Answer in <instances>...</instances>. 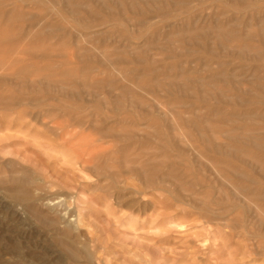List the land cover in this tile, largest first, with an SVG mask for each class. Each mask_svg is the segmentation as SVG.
I'll use <instances>...</instances> for the list:
<instances>
[{
	"label": "rangeland",
	"instance_id": "1",
	"mask_svg": "<svg viewBox=\"0 0 264 264\" xmlns=\"http://www.w3.org/2000/svg\"><path fill=\"white\" fill-rule=\"evenodd\" d=\"M34 1L0 0V264H88L70 257L76 250L89 251L90 264H264V212L259 219L257 204L209 161L248 171L264 190L255 161L264 150L251 138L264 143V0H170L168 9L140 0L137 14L130 1L73 0L81 18L68 0ZM211 74L226 78L204 101L197 81ZM159 80L180 88L143 86ZM207 117L205 140L249 158L200 156L201 131L186 122ZM31 195L42 200L32 204Z\"/></svg>",
	"mask_w": 264,
	"mask_h": 264
},
{
	"label": "bare ground",
	"instance_id": "2",
	"mask_svg": "<svg viewBox=\"0 0 264 264\" xmlns=\"http://www.w3.org/2000/svg\"><path fill=\"white\" fill-rule=\"evenodd\" d=\"M19 1V0H18ZM22 1V0H21ZM35 1H37V0H35ZM34 1V2H35ZM106 1V0H105ZM112 1V0H111ZM127 1H130L131 3H130V11H134L136 14L138 13V11H139V9L140 10H142L141 8H142V5H141V1L140 0H118V3L120 4V5H125V3L127 2ZM148 1V0H147ZM195 1H197V0H195ZM221 1V0H220ZM224 1V0H223ZM225 1H227V0H225ZM229 2H233V4H238L239 2H238V0H228ZM240 1V0H239ZM14 2V1H13ZM32 1H29V3L28 4H30ZM49 3H52V0H49L48 1ZM66 2V1H65ZM68 3H69V5L72 7V9L74 10L73 11V14H75L78 18H81L82 17V15H81V13L77 10L80 6L79 5H77V4H75L74 2H73V0H68L67 1ZM169 2H170V0H150V2H148V4H152V3H158V4H160V3H162L163 5L164 4H166L165 5V7L168 9V8H170V5H169ZM241 2V4H243V2L242 1H240ZM245 2V1H244ZM249 2V1H248ZM1 3H3V2H1ZM12 3V2H11ZM21 3V2H20ZM19 3V4H20ZM23 4H24V2H22ZM21 3V4H22ZM41 4H43V3H41ZM155 4V5H156ZM26 5V4H25ZM44 5V4H43ZM46 5V4H45ZM48 5V4H47ZM47 5L45 6V8H47ZM176 5H178V6H180V7H186L188 4H187V2H181V1H179V2H177V4ZM244 5V4H243ZM246 5V4H245ZM248 5H249V3H248ZM191 6V5H190ZM189 6V7H190ZM21 7V6H20ZM105 7V6H104ZM116 7V6H115ZM192 7V6H191ZM249 7V6H248ZM248 7H246V8H248ZM106 8V7H105ZM107 9V8H106ZM151 9V8H150ZM245 9V8H244ZM50 10V9H49ZM89 11H90V9H88ZM236 10V9H235ZM46 11V10H45ZM44 11V12H45ZM48 11V10H47ZM55 11V10H54ZM53 11V12H54ZM152 11V10H151ZM40 12V11H39ZM114 12V11H113ZM46 13V12H45ZM56 13V12H55ZM71 13V12H70ZM180 13V12H179ZM39 14V13H38ZM175 14V13H174ZM43 15V14H42ZM97 14H95V16H96ZM117 15V14H116ZM167 15V14H166ZM180 15V14H179ZM183 15V14H182ZM184 15H186V14H184ZM39 16V15H38ZM38 16L36 15V18H38ZM74 16V15H73ZM90 16H92V15H90ZM165 16V15H164ZM163 16V17H164ZM168 16V15H167ZM10 18L12 17V16H9ZM30 17V16H29ZM100 17V16H99ZM166 17V16H165ZM164 17V18H165ZM31 18H32V16H31ZM162 18V17H161ZM178 18V17H177ZM220 18V17H219ZM24 19V18H23ZM103 19H104V17H103ZM158 19V18H157ZM175 19V18H174ZM259 19V18H258ZM79 20V19H78ZM114 20V19H113ZM218 20V19H217ZM217 20H216V22H217ZM164 22V21H163ZM167 22V21H166ZM105 22H103V24H104ZM133 23V22H132ZM148 23V22H147ZM230 23V22H229ZM118 24V23H117ZM120 24V23H119ZM131 24V23H130ZM136 24L137 25H139L140 26V28L141 29H143V27H145L146 25V21L145 20H137L136 21ZM261 24H262V21H261ZM260 24V25H261ZM107 25H109V24H107ZM111 25V24H110ZM123 25V24H122ZM121 26V25H120ZM154 26V25H153ZM29 27V26H28ZM133 27V26H132ZM88 28V27H87ZM103 28V27H102ZM104 28H105V26H104ZM127 29V28H126ZM140 29V30H141ZM150 29V28H149ZM225 29V28H224ZM56 30V29H55ZM83 30V29H82ZM261 30V29H260ZM262 30H264V29H262ZM195 31V30H194ZM193 31V32H194ZM210 31V30H209ZM213 31V30H212ZM225 31V30H224ZM224 31L222 30V29H218L217 30V33H219L217 36L218 37H222V34H224ZM131 32V31H130ZM188 32V31H187ZM201 32V31H200ZM207 32V31H206ZM251 32V31H250ZM149 33V32H148ZM182 33V32H181ZM189 33V32H188ZM205 33V32H204ZM254 33V32H253ZM128 34H130V33H128ZM248 34V33H247ZM262 34H263V32H262ZM146 35H148V34H146ZM187 35H189V34H187ZM193 35V34H192ZM204 35V34H203ZM225 35V34H224ZM178 36V35H177ZM206 36V35H205ZM230 36V35H229ZM240 36V35H239ZM38 37V36H37ZM173 37V36H172ZM188 37H191V35H189ZM223 37H226V36H223ZM231 37H232V34H231ZM251 37V36H250ZM140 38V37H139ZM192 38V37H191ZM234 38V37H233ZM245 38V37H244ZM247 38V37H246ZM138 39V38H137ZM142 39V38H141ZM226 39V38H225ZM241 39V38H240ZM188 40H189V38H188ZM235 40L237 41V39H236V37H235ZM252 40V39H251ZM254 40V39H253ZM91 41V40H90ZM182 41V40H181ZM186 41V40H185ZM192 42V41H191ZM196 42V41H195ZM227 42H228V40H227ZM243 46V45H242ZM246 46V45H245ZM237 47V46H236ZM235 47V48H236ZM247 47V46H246ZM245 47V48H246ZM128 49H130V48H128ZM232 49V48H231ZM236 49H238V48H236ZM119 50V49H118ZM131 50V49H130ZM165 50V49H164ZM233 50V49H232ZM244 50H247V48L246 49H244ZM239 51V50H238ZM102 52V51H101ZM239 52H241V51H239ZM251 52V51H250ZM254 52V51H253ZM259 52H261V51H259ZM191 53V52H190ZM257 52H255V54H256ZM241 54H242V52H241ZM82 55V54H81ZM257 55V54H256ZM84 57H91V54L89 53V52H85L84 53V55H83ZM94 59V58H93ZM116 61V60H115ZM128 61V60H127ZM138 61V60H137ZM148 62V61H147ZM222 66V65H221ZM184 67V66H183ZM185 68V67H184ZM193 68V67H192ZM205 68V67H204ZM207 68V67H206ZM213 68V67H212ZM91 70V69H90ZM96 70V69H95ZM201 70V69H200ZM200 70L199 71H197L198 72V74H200ZM205 70V69H204ZM184 71V70H183ZM186 71V70H185ZM192 71H194V70H192ZM202 71V70H201ZM83 72V71H82ZM93 72V71H92ZM95 72V71H94ZM172 72V71H171ZM168 73H170V72H168ZM187 73V72H186ZM185 73V74H186ZM190 73V72H189ZM224 73V72H223ZM172 74V73H171ZM192 74H193V72H192ZM181 75H183V74H181ZM212 75V74H211ZM210 75V76H211ZM81 76H83V75H81ZM145 76V75H144ZM163 76V75H162ZM174 76V75H173ZM202 76V75H201ZM242 76V75H241ZM246 76V75H245ZM181 77V76H180ZM233 77V76H232ZM239 77V76H238ZM81 78V77H80ZM142 78V77H141ZM186 78H188V77H186ZM226 78V76L224 75H221V74H218V75H212L210 78L208 77V78H201V79H199L198 81H197V83H198V85L202 88L201 90H205L206 91V93L203 95V97H202V99L204 100V101H207L208 100V98H209V94L207 93V92H212V91H210L211 90V88H215V86H216V84L219 82V80H221V79H225ZM23 80H27V79H24V77L22 78ZM95 80V79H94ZM167 80H169V79H167ZM175 80V79H174ZM174 80H172V81H167V82H162L161 80H159V81H156V82H152V83H148V84H144L143 86L145 87V88H152V87H155V88H162V89H167V90H171V89H175L176 87H179L180 88V86L178 85V81L176 82V81H174ZM189 80V79H188ZM228 80V79H227ZM237 80V79H236ZM239 80V79H238ZM241 80V79H240ZM257 80H259V79H257ZM75 81V80H74ZM101 81V80H100ZM116 81V80H115ZM184 81V80H183ZM224 81V80H223ZM235 81V79L233 80V82ZM249 80H248V78H247V82H248ZM252 81V80H251ZM85 82H86V79H85ZM24 83V82H23ZM46 83V82H45ZM70 83V82H69ZM92 83V82H91ZM96 83V82H95ZM98 84H99V82H97ZM225 84H227V83H225ZM54 85V84H53ZM185 85V84H184ZM254 85V84H253ZM25 86V85H24ZM98 86V85H97ZM96 86V87H97ZM183 86V85H182ZM88 87V86H87ZM95 87V86H94ZM98 87H100V86H98ZM98 87H97V89H98ZM63 88V87H62ZM178 88V89H179ZM262 88H264V87H262ZM66 89V88H65ZM107 89V88H106ZM182 89L185 91L184 93L185 94H187L189 91H190V89L188 88V86L187 85H185V87L183 88L182 87ZM125 90V89H124ZM221 90V89H220ZM89 89H88V92L87 93H89ZM122 91V90H121ZM158 91H160V90H158ZM77 93V92H76ZM126 93V92H125ZM190 93V92H189ZM227 93V92H226ZM256 93V92H255ZM91 94V93H90ZM131 94V93H130ZM133 94V93H132ZM146 94H147V92H146ZM148 94H149V92H148ZM212 94V96L214 95L215 97H216V99H218L219 101H224L225 100V94H224V91H218L217 90V92L216 93H211ZM154 95V94H153ZM191 95H192V93H191ZM190 95V96H191ZM90 96V95H89ZM97 96V95H96ZM134 96V95H133ZM214 97V98H215ZM197 98V97H196ZM236 98V97H235ZM131 99H132V97H131ZM153 99V98H152ZM231 99H234V98H231ZM238 99V98H237ZM132 100H134V99H132ZM228 100H230V99H228ZM239 100V99H238ZM115 101V100H114ZM215 101V100H214ZM14 102V101H13ZM41 102V101H40ZM119 102V101H118ZM139 104H143V102L142 101H139L138 102ZM179 103V102H178ZM216 103H217V101H216ZM160 104V103H159ZM194 104V103H193ZM245 104V103H244ZM161 105V104H160ZM131 106V105H130ZM181 106V105H180ZM179 106V107H180ZM89 107V106H88ZM116 107H118V106H116ZM123 107V106H122ZM163 107V106H162ZM168 107V106H167ZM182 107V106H181ZM215 107V106H214ZM144 108V107H143ZM173 108V107H172ZM171 108V109H172ZM183 108V107H182ZM170 109V108H169ZM205 109V108H204ZM36 110V109H35ZM161 109H159V111H160ZM81 111V110H80ZM86 111V110H85ZM224 111V110H223ZM103 112H104V110H103ZM135 112V111H134ZM158 112V111H157ZM169 112V111H168ZM174 112V111H173ZM199 112V111H198ZM217 112H220V111H216L215 113H217ZM225 112V111H224ZM85 113H87V112H85ZM85 113H84V115H85ZM146 113V112H145ZM159 113V112H158ZM195 113H197V112H195ZM151 114V113H150ZM197 114H199V113H197ZM207 114V113H206ZM224 114V113H223ZM222 114V115H223ZM54 115V114H53ZM134 115V114H133ZM142 115V114H141ZM185 115H187V114H185ZM217 115V114H216ZM219 115H220V113H218V118L217 119H220V120H224V121H226L225 120V118H222V116L221 117H219ZM227 115V114H226ZM225 115V116H226ZM244 115V114H243ZM135 116V115H134ZM159 116V115H158ZM165 116V115H164ZM208 116V115H207ZM253 116V115H252ZM136 117V116H135ZM152 117H154V116H152ZM151 117V118H152ZM166 117V116H165ZM206 117V116H205ZM228 117V116H227ZM234 117V116H233ZM50 118V117H49ZM87 118H89V117H87ZM139 118V117H138ZM150 118V119H151ZM215 118H216V116H215ZM229 118H230V116H229ZM52 119V118H51ZM50 119V120H51ZM90 119V118H89ZM130 119V118H129ZM136 119H137V117H136ZM167 119V118H166ZM240 119H242V118H240ZM247 119V118H246ZM65 120H66V118H65ZM210 120H211V117H207V118H205V120L204 121H202L201 123H199L197 120H194V119H189L186 123L188 124V125H191V126H193V127H197V128H199L200 129V131H201V135H200V138H201V136L203 137V140H202V142H203V144H206L205 146H206V148H205V150H206V152H199V154H200V156H206L207 157V153H210V154H215V155H217V156H223V155H236V156H240L242 159H244V158H247L248 157V155L247 154H245L242 150H240V149H238V148H234V146H231V145H229V143H227V145H226V143H224L223 145L224 146H222V145H217V144H214V143H212L210 140H205V131L209 128L208 127V125H209V122H210ZM219 120V122L221 123V121ZM44 121V120H43ZM87 121V120H86ZM85 121V122H86ZM90 121V120H89ZM148 121V120H147ZM166 121V120H165ZM214 121V120H213ZM229 121V120H228ZM59 122H60V120H59ZM58 122V123H59ZM83 122V121H82ZM137 122H138V120H137ZM181 122V121H180ZM215 122V121H214ZM217 122V121H216ZM57 123V124H58ZM230 123V122H229ZM233 123V122H232ZM236 123V122H235ZM44 124V123H43ZM202 124H206V127H203L202 126ZM212 124V123H211ZM231 124V123H230ZM120 125V124H119ZM125 125V124H124ZM214 125V124H213ZM233 125V124H232ZM50 126V125H49ZM57 126H59V125H57ZM56 126V127H57ZM79 126V125H78ZM95 126H97V125H95ZM95 126H93V127H95ZM215 126V125H214ZM52 127V126H51ZM80 127V126H79ZM123 127V126H122ZM121 127V128H122ZM128 126H126V128H127ZM174 127V126H173ZM212 127V126H211ZM124 128V127H123ZM215 128H216V126H215ZM235 128V127H234ZM79 129H81V128H79ZM115 129V128H114ZM125 129V128H124ZM194 129V128H193ZM237 129V128H236ZM236 129H234V130H236ZM212 130V133H213V135L212 136H214V134L216 133V129H214V128H210V131ZM218 130V129H217ZM93 131V130H92ZM208 131V130H207ZM155 132V131H154ZM134 133V132H133ZM156 133V132H155ZM174 133L175 134H177V132H175L174 131ZM186 133V132H185ZM210 133V132H209ZM222 134L221 135H223V137L225 138V140H227L228 142L230 141V140H234V139H236V137H235V135L232 133V132H227V131H223V132H221ZM106 134V133H105ZM114 134V133H113ZM154 134V133H153ZM211 134V133H210ZM259 134V133H258ZM115 135V134H114ZM122 135V134H121ZM132 135V134H131ZM131 135H128V136H131ZM156 135H158V134H156ZM190 135V134H189ZM250 135V134H249ZM41 136V135H40ZM103 136V135H102ZM112 136V135H111ZM119 136V135H118ZM159 136V135H158ZM207 136V135H206ZM211 136V137H212ZM117 137V136H116ZM178 137V136H177ZM222 137V138H223ZM240 137V136H239ZM42 138V137H41ZM61 138H63V134H62V136H61ZM135 138V137H134ZM244 138V137H243ZM243 138H239V139H243ZM252 139H254L253 141H252V144H253V147L254 148H256V149H258V150H264V143H262V142H260V141H258L257 139H255V138H253V137H251ZM207 139V138H206ZM245 139V138H244ZM48 140V139H47ZM179 140H180V138H179ZM182 140V139H181ZM184 140V139H183ZM246 140H248V139H246ZM97 141V140H96ZM102 141V140H101ZM207 143H206V142ZM80 142H81V140H80ZM182 142V141H181ZM61 143V142H60ZM116 143V142H115ZM46 144V143H45ZM81 144V143H80ZM164 144V143H163ZM246 144V143H245ZM47 145V144H46ZM87 145V144H86ZM179 145V144H178ZM184 145V144H183ZM51 147H53V146H51ZM90 152V151H89ZM81 153H82V151H81ZM97 153V152H96ZM91 154V153H90ZM87 157H88V154H87ZM239 157V158H240ZM83 158V157H82ZM196 158H198V157H196ZM204 158V157H203ZM208 158V157H207ZM249 158V157H248ZM92 159V158H91ZM90 159V160H91ZM155 159V158H154ZM212 161H211V160ZM209 159V161L212 163V166L214 167V164L215 163H219V166H220V173H223L224 175H225V177L227 178V179H231V180H233L234 182H235V180L238 182V183H236V185H235V187H236V190H238L239 191V193L240 194H242L243 196H244V199L245 198H247V199H249L250 200V202H252V205H253V203H255V204H257L256 206H254L255 208H256V210L255 211H257V214H258V212L260 213V212H264L263 210H264V190H262V189H260V187L259 186H254V185H259V184H257L258 183V181L252 176V174H250L248 171H241V170H239V169H237L236 167L234 168H232L230 165L228 166L227 165V163L224 161V160H217V159H215V158H210ZM238 159V158H237ZM79 160V159H78ZM127 160V159H126ZM206 160V159H205ZM251 160V159H250ZM253 161H254V158L252 159ZM251 160V161H252ZM107 161V160H106ZM151 161V160H150ZM150 161H148V162H150ZM240 161H242V160H240ZM245 161V160H244ZM255 161H256V165L259 167V170H260V172L262 173V178H264V162H261V161H258V160H256L255 159ZM116 162V161H115ZM147 162V161H146ZM155 162V161H154ZM154 162H152V163H154ZM158 162V161H157ZM157 162H155V164H157ZM86 163H88V162H86ZM127 163V162H126ZM151 162H150V164H152ZM247 163V162H246ZM255 163V162H254ZM109 164V163H108ZM147 164V163H146ZM146 164H144V165H146ZM161 164V163H160ZM183 164V163H182ZM189 164V163H188ZM248 164V163H247ZM90 165V164H89ZM162 165V164H161ZM217 165V164H216ZM256 165H255V167H256ZM82 166V165H81ZM126 166V165H125ZM163 166V165H162ZM166 166V165H165ZM206 166V165H205ZM224 166H226V167H229L230 168V171H229V173H230V175H228V173H227V175L225 174V171H226V167H224ZM250 166H251V164H250ZM84 167V166H83ZM90 167V166H89ZM254 167V168H255ZM104 168V167H103ZM102 168V169H103ZM130 168V167H129ZM199 168V167H198ZM197 168V169H198ZM216 167H214V169H215ZM102 169H100V170H102ZM191 169H193L192 167H191ZM200 169V168H199ZM257 169V168H256ZM256 169H254V170H256ZM96 170V169H95ZM136 170V169H135ZM142 169H140V171H141ZM217 172H219V169H215ZM258 170V171H259ZM108 171H109V169H108ZM143 171V170H142ZM161 171V170H160ZM202 171H203V169H202ZM192 172H193V170H192ZM98 173V172H97ZM100 173H101V171H100ZM100 173H99V175H100ZM105 173V172H104ZM112 173V172H111ZM154 173V172H153ZM256 173V172H255ZM117 174V173H116ZM145 174V173H144ZM186 174V173H185ZM205 174V173H204ZM200 175H201V172H200ZM216 175V174H215ZM117 176V175H116ZM115 176V177H116ZM145 177H144V181H143V183H144V186L146 187V188H152L153 187V184H154V182H153V174H145L144 175ZM223 176V175H222ZM258 176V175H257ZM101 177V176H100ZM214 177V176H213ZM224 177V176H223ZM258 178V177H257ZM55 179V178H54ZM127 179V178H126ZM141 179V178H140ZM197 179V178H196ZM210 179V178H209ZM235 179V180H234ZM121 180V179H120ZM123 180V179H122ZM158 180V179H157ZM218 180V179H217ZM259 180V179H258ZM165 181V180H164ZM173 182H175L174 180H172ZM198 181V180H197ZM203 181V180H202ZM223 181H226V180H223ZM222 181V182H223ZM122 182V181H121ZM159 182V181H158ZM184 182H185V180H184ZM221 182V183H222ZM181 183V182H180ZM200 183V182H199ZM214 183V182H213ZM177 184H179V183H177ZM198 184V183H197ZM223 184V183H222ZM226 184H228V183H226ZM254 184V185H253ZM217 185V184H216ZM230 185V184H229ZM180 186H182V185H180ZM222 186V185H221ZM174 187V186H173ZM188 187V186H187ZM199 187H201V186H199ZM217 187V186H216ZM230 187V186H229ZM232 187V186H231ZM182 188V187H181ZM206 188V187H205ZM219 188V187H218ZM234 188V187H233ZM162 189V188H161ZM185 189V188H184ZM199 189V188H198ZM221 189L222 188H219V190H220V192H221ZM235 189V188H234ZM179 190V189H178ZM188 190V189H187ZM187 190H185V191H187ZM202 190H203V188H202ZM146 191V190H145ZM182 192H185V191H183V190H181ZM189 191V190H188ZM199 191V190H198ZM207 191V190H206ZM200 192V191H199ZM198 192V193H199ZM216 193V192H215ZM235 193V192H234ZM238 193V194H239ZM185 194V193H184ZM187 194V193H186ZM185 194V195H186ZM231 194H233V192L231 193ZM188 195V194H187ZM218 195H219V193H218ZM224 195V194H223ZM236 195V194H235ZM32 196V195H31ZM34 196V195H33ZM32 196V197H33ZM191 196V195H190ZM194 196V195H193ZM192 196V198H195V197H193ZM199 196V195H198ZM242 196V197H243ZM197 197V196H196ZM227 197V196H226ZM239 196H237V198H238ZM34 198V197H33ZM198 198V197H197ZM202 198V197H201ZM218 198V197H217ZM221 198V197H220ZM236 197H234V199H235ZM30 199V198H29ZM200 199V198H199ZM240 198H238V200H239ZM246 199V200H247ZM40 200H42V197L41 196H38V197H35L34 199H33V201H32V204L34 203V202H36V201H40ZM44 200H46V199H44ZM195 200V199H194ZM206 200V199H205ZM182 201V200H181ZM195 201H197V200H195ZM212 201H213V199H212ZM248 201V200H247ZM240 202V201H239ZM49 204V206H52V202H48ZM157 203V202H156ZM199 203V202H198ZM241 203V202H240ZM247 203V202H246ZM197 204V202L196 203H194V205H196ZM200 204H201V202H200ZM199 204V205H200ZM203 205V204H202ZM201 205V206H202ZM54 206V205H53ZM219 206V205H218ZM221 206V205H220ZM219 206V207H220ZM234 206V205H233ZM243 206H244V204H243ZM250 206V205H249ZM249 206H247V208L249 209ZM162 207V206H161ZM60 208V207H59ZM59 208H57V210H56V212H57V214H58V216H59V222H61L62 224H65L66 225V227H68V228H72V224H71V222L69 221V219H70V217H69V213H63V211H66V210H60ZM245 208V207H244ZM247 209V210H248ZM31 210L33 211V212H36L37 211V205L35 204V205H32V208H31ZM161 210H163V209H161ZM251 210V209H250ZM250 210H248V211H250ZM240 212V211H239ZM219 213V212H218ZM248 214H250V212L248 213ZM263 214V213H262ZM212 215V214H211ZM45 216V215H44ZM255 216V215H254ZM40 217V216H39ZM188 218V217H187ZM250 218V217H249ZM258 218L260 219V217H259V214H258ZM258 219V220H259ZM259 221H262V222H264V220H259ZM55 222H56V220H55ZM54 222V223H55ZM211 222V221H210ZM235 222H237V221H235ZM261 222V223H262ZM244 224H245V222H244ZM237 225V224H236ZM261 225V224H260ZM259 225V226H260ZM227 226H229L230 227V225H228L227 224ZM65 227V226H64ZM260 228V227H259ZM253 232V231H252ZM74 239V238H73ZM95 241L96 240H94V239H92L91 240V243H95ZM70 245L72 246V247H75V245H74V243H70ZM80 246V245H79ZM81 247V246H80ZM108 248V246L106 247V246H104V247H102V251L103 252H105V250ZM259 248V247H258ZM70 257L73 259V260H75V259H83L84 261H85V263H88V264H90V262H92V260H93V256H92V254H90V252L89 251H87V250H76V252H71L70 254ZM110 259V258H109Z\"/></svg>",
	"mask_w": 264,
	"mask_h": 264
}]
</instances>
